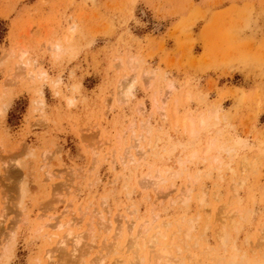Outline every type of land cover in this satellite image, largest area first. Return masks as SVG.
I'll use <instances>...</instances> for the list:
<instances>
[{"label": "rangeland", "instance_id": "rangeland-1", "mask_svg": "<svg viewBox=\"0 0 264 264\" xmlns=\"http://www.w3.org/2000/svg\"><path fill=\"white\" fill-rule=\"evenodd\" d=\"M189 116L208 118L195 137ZM160 170L163 182L141 187ZM72 200L94 205L74 227V253L37 231L38 216ZM100 204L116 224L133 208L172 222L186 264H220L225 252L264 264V0H0V264L130 263L129 229L117 253L113 226L89 235Z\"/></svg>", "mask_w": 264, "mask_h": 264}, {"label": "bare ground", "instance_id": "bare-ground-1", "mask_svg": "<svg viewBox=\"0 0 264 264\" xmlns=\"http://www.w3.org/2000/svg\"><path fill=\"white\" fill-rule=\"evenodd\" d=\"M56 49L59 51L61 46L60 45H56L55 46ZM131 56V55H130ZM137 59H139L138 57H134L133 59H131V64L136 60L138 61ZM25 65H28V64H25ZM135 65V64H134ZM133 66V65H132ZM131 68V66H130ZM133 69V68H132ZM30 72V71H29ZM47 72V71H46ZM147 72V71H146ZM155 73V72H154ZM34 73H32L33 75ZM45 72L42 71V73L40 74L41 76L43 75V77L45 76ZM152 74V73H151ZM35 75V74H34ZM47 75V74H46ZM151 77V75H150ZM134 78V77H133ZM43 79V78H42ZM58 83V82H57ZM135 84V83H134ZM126 85V84H125ZM126 91H125V94L128 95L132 92V86L131 85H128L126 86ZM176 86L173 82H171L169 84V90L170 91H173L175 90ZM130 96V95H129ZM132 96V95H131ZM128 97V96H127ZM126 97V98H127ZM187 98V101H189L191 99V95L190 94H186L185 96ZM124 98V96H123ZM122 98V99H123ZM128 99V98H127ZM124 101H127V100H124ZM160 102V99L158 97H155V100H154V104H155V107H161L162 105L159 104ZM40 103V102H39ZM179 104L178 100H176L175 102V107H177V105ZM163 108V107H161ZM175 112V120H176V123L178 124L179 123V120H178V110L176 108V110L174 111ZM215 113V111H214ZM218 111L216 110V119H218ZM193 115V114H192ZM209 115V114H208ZM207 115V116H208ZM185 119V118H184ZM183 119V120H184ZM189 121L187 122H183L181 123L183 125V127L186 129V128H189L188 130H190V134L191 136H196L197 132H198V128H203L207 123V117L204 118L203 116H201V118L199 119V122L196 121L193 117H188ZM215 119V118H214ZM151 124V123H150ZM140 125V124H139ZM132 126V125H131ZM149 126V124H148ZM150 129V128H149ZM153 131V130H152ZM132 133V132H131ZM199 133V132H198ZM155 134V133H154ZM169 140V139H168ZM138 143L134 146L136 149H138V151L140 152H145V148L143 147L144 145L141 144V138H138ZM145 143V142H144ZM173 145V144H172ZM216 146V142L214 140L210 141L209 143H207L206 147L203 148V154H202V159L203 160H208L209 158V154L213 151L214 147ZM133 147V148H134ZM172 148V146H171ZM221 148V147H220ZM218 148V149H220ZM223 148V146H222ZM132 149V148H131ZM152 149V148H151ZM225 149V148H224ZM227 149V148H226ZM129 150V149H128ZM147 150V149H146ZM154 150V149H153ZM232 150V149H231ZM133 151V150H132ZM131 151V153H133ZM227 151V150H225ZM230 151V150H229ZM114 152V151H113ZM129 152V151H128ZM147 152V151H146ZM199 151H193V157L197 156ZM136 153V152H135ZM128 154V153H127ZM145 154V153H143ZM147 154V153H146ZM151 154V153H150ZM130 155V154H129ZM147 156V155H146ZM131 157L132 159H134V154H131ZM217 157V156H216ZM214 158L212 163H217L218 162V158ZM127 158V157H126ZM146 158V157H145ZM136 159V157H135ZM140 159V158H139ZM244 159V158H243ZM147 161V160H145ZM253 162V161H252ZM184 163V162H183ZM220 163V160L219 162ZM145 164H148V163H145ZM186 164V163H185ZM152 165V164H151ZM221 166V165H220ZM170 170V169H169ZM232 170V169H231ZM242 170V169H241ZM166 171V170H165ZM161 170L160 172L157 171L156 174H152V173H148L143 179H142V184L143 186H141L142 188H147L150 183L152 184H156L157 183H160V182H163L165 179L162 177L161 175ZM164 175V174H163ZM165 176V175H164ZM167 176V175H166ZM47 177L48 179H52L54 177V174H53V171L50 170V169H47ZM170 177V176H169ZM199 178V177H198ZM151 179V180H150ZM153 185V186H154ZM27 187L26 185H22V192L25 193L27 190ZM184 189V188H183ZM75 192V191H73ZM77 195V194H76ZM189 197H190V190H186V192L184 193V196H183V201L186 202L189 200ZM73 198V197H72ZM71 198V199H72ZM176 198V197H175ZM92 202V201H91ZM107 202V201H106ZM90 203V202H89ZM89 203H87V207H85L86 209L84 210V207H83V210L81 211L79 208L75 209V207L77 206L78 207V204H77V200H72L70 201V204L66 206V210L61 213L60 215L58 216H50L48 218H46L47 220L44 219V215H40L38 216L39 219L41 220V223L38 224V227H37V231L39 232H42L43 236H45L46 238L48 237L50 240L53 239L54 242H52L51 244H55L57 245V249L58 250H61L62 252H65V251H68V247H69V244L72 243L71 246H73V253L75 251H77V248L78 246L81 244L82 242V235H80L79 233L75 232L74 230V227H76V225L79 223V220L80 218H83L85 214H88L86 213L87 210L91 207H89ZM102 204H105L104 202H101ZM93 205V203H92ZM91 205V206H92ZM108 205V203L106 204ZM94 206V205H93ZM92 206V207H93ZM101 206V204L99 205ZM104 206V205H103ZM81 208V207H80ZM95 208H97V206L95 205ZM155 208V206H154ZM73 209V210H72ZM82 209V208H81ZM111 209V208H110ZM107 206L105 207H99L97 209H92L90 212H89V220H90V223H89V226L91 227V232L89 235H91V237L93 236V226L94 224H100L102 226H104L105 228H108L110 226H113V230H114V236H116L117 238H114L115 239V242L111 244V248H108V250H111V252H119L120 250L119 249V246L121 245V237L125 234V232L127 231V229H129V231L131 233H133L131 236H133V238L130 240V246L128 245V250L129 248H133L134 249V258L132 260H130V263L128 264H152V263H149L150 259L149 256L147 258V256H145V251L146 249H148L149 247H154L155 250L152 248V252L149 251V253L151 254V260H153V264H164V262L166 264H186V259L185 257L183 256H174V254L172 253V250L171 248L175 245V242H173V240L175 239V234H178L180 232V230H176L175 232H169L170 228L172 227V222H168L166 220H163V221H160V215L159 213L155 212L153 213V211H151V214L153 213L152 215V218L150 220H147L146 218V221L144 219V221H140L139 219V212H140V208H133L131 209V212L134 213L133 216L129 217L128 215H120L122 217V219H119L118 223H120V220L122 221L121 225H117L115 222V218L112 216V210H110ZM77 210H78V213H77ZM80 210V212H79ZM88 210V211H89ZM154 210V209H152ZM156 211V210H155ZM207 211V210H206ZM223 213V212H222ZM118 214V213H117ZM115 214V215H117ZM199 214V213H198ZM81 215V216H80ZM83 215V216H82ZM118 216V215H117ZM119 216V217H120ZM162 220V219H161ZM96 221H98L97 223H95ZM182 221V220H181ZM220 222V221H219ZM218 222V223H219ZM38 223V222H37ZM226 224V223H225ZM192 226V225H191ZM128 227V228H127ZM220 228V226H219ZM162 229V230H161ZM186 229V228H185ZM187 230V231H186ZM186 233L185 231H183L182 233H184V236L187 235L188 238L191 237V227L188 226V228L186 229ZM221 230H222V227H221ZM172 231V230H171ZM152 232V233H151ZM204 232V231H203ZM223 232V231H222ZM14 234V233H13ZM218 234V233H216ZM190 235V236H189ZM130 236V237H131ZM170 236V243L166 242L165 240ZM218 236V235H217ZM14 237V236H13ZM90 237V239H91ZM129 237V238H130ZM186 237V236H185ZM220 237V236H219ZM179 238V236H178ZM187 238V237H186ZM187 238V239H188ZM218 238V237H217ZM48 239V240H49ZM181 239V237L179 238ZM52 240V241H53ZM92 240H94V237H92ZM178 240V239H177ZM184 240V238L182 239ZM181 242H184L186 244L187 241H182ZM220 240V239H218ZM222 240H224V238H222ZM71 241V243H69ZM178 243V242H177ZM180 243V242H179ZM178 243V244H179ZM184 244V245H185ZM150 245V246H149ZM197 244H194V246L196 247ZM259 245V244H258ZM92 246V245H91ZM122 246V245H121ZM181 246L182 245H179V253L183 252V249ZM263 247V245H261ZM175 248H178V246H174ZM186 248H188L189 246H185ZM207 247V246H206ZM252 247V246H251ZM236 248V247H235ZM122 249V248H121ZM151 249V248H150ZM56 249H49V251L46 252V256L48 257V259H50V261L54 258V252H55ZM132 250V249H131ZM130 250V251H131ZM203 250V249H202ZM208 250V248H207ZM210 250V249H209ZM234 250V249H233ZM232 250V252H234ZM206 251V250H204ZM226 254H222V255H219V258L220 259V262L222 264H245V260L242 259V256H238V254L236 253H227L225 252ZM238 253V252H237ZM65 254V253H64ZM133 254V253H132ZM208 254V253H207ZM178 255V254H177ZM181 255V254H180ZM188 256V255H187ZM208 257V255H206ZM214 257V256H213ZM118 260H116V262L114 264H127L126 263V259L125 257H117ZM215 257V259H217ZM129 259V258H128ZM204 259V258H203ZM207 259V258H205ZM217 259V260H218ZM54 260V259H53ZM41 261V260H40ZM55 261V260H54ZM129 261V260H128ZM127 261V262H128ZM164 261V262H163ZM216 261V260H215ZM214 261V262H215ZM52 262V261H51ZM58 262V261H57ZM188 262V261H187ZM194 262V261H193ZM199 261H197L198 263ZM204 262V261H203ZM217 261V263H220ZM220 263V264H221ZM51 264V263H50ZM100 264H106V261L105 260H102ZM196 264V263H195ZM247 264V263H246Z\"/></svg>", "mask_w": 264, "mask_h": 264}]
</instances>
